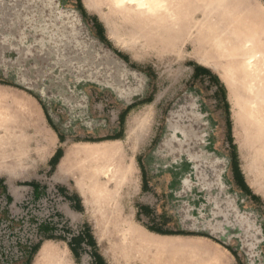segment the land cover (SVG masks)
Instances as JSON below:
<instances>
[{"label": "rangeland", "instance_id": "rangeland-1", "mask_svg": "<svg viewBox=\"0 0 264 264\" xmlns=\"http://www.w3.org/2000/svg\"><path fill=\"white\" fill-rule=\"evenodd\" d=\"M31 1L12 23L0 14V48L29 51L9 54L19 65L0 61V264H264V131L247 137L240 86L205 28L229 0H190L195 27L177 35L161 13L128 20L107 0ZM241 1L232 22L264 39V0ZM51 11L83 26L58 53L37 42ZM142 24L143 47L118 33ZM100 195L112 208L96 235ZM223 224L224 243L201 233Z\"/></svg>", "mask_w": 264, "mask_h": 264}, {"label": "bare ground", "instance_id": "bare-ground-1", "mask_svg": "<svg viewBox=\"0 0 264 264\" xmlns=\"http://www.w3.org/2000/svg\"><path fill=\"white\" fill-rule=\"evenodd\" d=\"M107 1L110 8L115 9L114 7H118L119 10L115 9V11L121 13L128 20H130L129 17L133 15L140 16L146 13H161L160 16L162 18L160 17L157 22L164 26V33L167 35H177L175 32L176 26L180 30L186 29L183 26L188 29L195 27V23L192 24V22H189L190 20L188 18V15L191 13L188 9L190 7V0L185 3L183 0ZM82 2L87 8L94 5L93 0H82ZM241 2V0H229L228 4L223 9L214 8L211 13L216 17L213 15L215 18L213 23L208 24L205 28H209L213 31L215 35L214 40L217 42L218 46L224 50V55L230 62L228 72L234 74L236 82L240 86L241 93L238 88L239 94H241L243 99L241 107L242 115L238 114V116L240 117L239 119L245 133L251 135L247 137L249 139H254L252 131L255 126H257L255 130L264 131V39L253 35L249 36L244 26L232 22L231 10L239 6ZM154 18L157 19L156 17ZM202 25L204 27V24L198 27L200 28ZM131 27L132 28L129 27L125 31L119 30L118 33L126 42L136 43L137 46L140 47L145 46V40L143 39L145 36L142 35V32L146 31L145 26L142 24L139 27ZM170 30L174 32L169 33ZM109 170L112 171V167H107L106 170L103 171V176L108 181L111 177ZM105 199L106 197H104V195H100V201L93 203L92 209L97 216V221L94 226V233L96 235L103 231L101 223L106 213H110L109 210L112 208L111 205H106L104 203ZM114 214L115 213H112V215ZM119 236H121L120 233L117 237L119 238ZM142 236L151 243L159 244L168 242L158 236H152L146 231L142 232ZM103 257L109 260L111 256L109 253L104 252Z\"/></svg>", "mask_w": 264, "mask_h": 264}, {"label": "water", "instance_id": "water-1", "mask_svg": "<svg viewBox=\"0 0 264 264\" xmlns=\"http://www.w3.org/2000/svg\"><path fill=\"white\" fill-rule=\"evenodd\" d=\"M20 0H0V14L7 12L8 15L7 18L5 19L9 23L11 22L12 19V12L17 8L20 7V4L18 3ZM23 2L28 3L29 0H23ZM32 3L35 2V0L31 1ZM40 2V0H37V3ZM23 6V5H21ZM44 6L50 8H53L51 5H49L48 2H44ZM26 8V7H22ZM55 9H58L56 5H54ZM11 11V12H9ZM75 14V15H74ZM71 15V16H70ZM2 15H0L1 18ZM46 19L48 22L45 23L42 27L38 28V31L42 35V38H40L37 42H40V48L46 49L48 51H53V53H58L61 49L59 47L61 46H66L69 43H72V41L69 40L70 38H76L79 35V31L82 29V21L80 18L77 17L76 13L67 12V13H62L61 11H55V12H50V15ZM9 27V26H7ZM1 29V27H0ZM7 36V35H6ZM4 36V37H6ZM3 37V38H4ZM24 48V51L22 49H19V47H9V48H0V61L2 65H19L20 63H17V57L11 58L9 57V54H17L20 56V54L27 55L29 51L25 50L28 49L27 47H24V45H21ZM9 49V50H8ZM21 50V51H20ZM6 51V52H5ZM5 54H8V57L5 58ZM108 54L114 59L122 62L123 66L124 63L118 57L111 52L108 51ZM121 65V64H120ZM112 85V84H111ZM115 85V84H114ZM110 86V85H109ZM239 224V223H238ZM241 224L235 225L240 227ZM239 234H243V229L239 228ZM233 227L232 225L229 224H223V231H214L212 233L208 232H201L205 233L208 235L213 236L214 238H217L221 242H225L224 238L229 235V230H231ZM215 233V234H214ZM217 234V235H216Z\"/></svg>", "mask_w": 264, "mask_h": 264}, {"label": "trees", "instance_id": "trees-1", "mask_svg": "<svg viewBox=\"0 0 264 264\" xmlns=\"http://www.w3.org/2000/svg\"><path fill=\"white\" fill-rule=\"evenodd\" d=\"M77 3H78L79 8H81L80 1L77 0ZM81 10H82V9H81ZM81 12H82V11H81ZM82 14H83V13H82ZM100 40H101V41L103 40V42H105V39L102 38V37H100ZM106 44H107V43H106ZM206 70H207V69L202 68V71H203V72H206ZM60 138H62L61 135H60ZM115 138H117V137H116V136H113V137H110V138H108V139H115ZM57 152H58V151H57ZM57 152H56V154H57ZM56 154L54 155L53 159L57 157ZM239 188H240V190H241V191H242L247 197L254 198L253 195H252V193H251V190L249 189V187H248L244 182L241 181V182L239 183ZM148 210H149L148 208H143L142 211H143V213H145L146 215H148V214H149V211H148ZM147 229L150 230V231H152V232H155V233H158V234H162V235H193V234H194L193 232H190V231H183V230H180V231H168V230H165V229H163V228H161V227H147ZM215 241L221 244L220 241H217V240H215ZM232 252H233V251H232ZM24 261H26L25 264H28V263H29V260H28V259H25ZM24 261H23V262H24ZM96 264H102V261H101L99 258H97V260H96Z\"/></svg>", "mask_w": 264, "mask_h": 264}]
</instances>
